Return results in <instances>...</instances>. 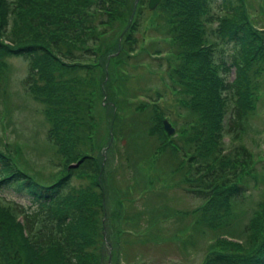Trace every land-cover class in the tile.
<instances>
[{"label":"rangeland","instance_id":"obj_1","mask_svg":"<svg viewBox=\"0 0 264 264\" xmlns=\"http://www.w3.org/2000/svg\"><path fill=\"white\" fill-rule=\"evenodd\" d=\"M238 2L244 3L247 20L264 39V0ZM195 4L194 0H161L150 9L147 0H125L111 25L77 35L78 51L95 40L101 43L99 48L94 46L101 56L96 64L64 60L62 65L45 55L33 62L30 55L0 52V152L18 168L46 182L66 177L78 191L103 192L99 224H94L99 236L93 264H204L216 254L239 262L246 250L264 242V77L255 82L256 99L246 113L244 132L234 138L226 131L223 137L227 153L234 154L230 149L244 145L252 154L254 162L247 169L239 168L237 175L248 191L232 197L231 207L222 198L226 193L208 206L207 197L199 199L189 192L190 186L198 183L189 180L196 170L188 159L192 154L187 151L186 139L197 136L193 133L201 124L191 128L190 121L199 120V115L182 106L177 89L182 84L174 72L188 54L184 52L189 49L188 39L199 36L196 27L207 21L217 2L206 5L209 11L203 8L200 16L190 13ZM217 16L209 28H217L225 12ZM95 17L105 18L100 14ZM135 23L139 25L132 26ZM210 33L208 29L209 42ZM121 46L123 49L115 52ZM223 46H215L219 57ZM199 49L197 46L189 53L199 56L203 52ZM81 56L90 57L86 53ZM216 65L224 76L235 79L234 67ZM32 67L39 74L54 73L71 88L77 85L74 93L78 92L82 107H93V132L78 128L82 121L77 122L76 116L83 113L65 119L64 113L55 112L52 116L58 118L61 129L49 135L54 125L47 114L49 107L37 97L33 86L26 84ZM162 92L165 96L160 99ZM165 118L175 128L174 135L166 132ZM218 118L215 123L211 117L205 120L213 128ZM176 142L181 148H176ZM83 152L94 155L100 176L68 170L70 159L77 161ZM29 200L27 193L5 187L0 191V215L21 219L19 214L31 205ZM93 204L100 206L94 200ZM257 214L261 218H256ZM234 242L243 251L230 249Z\"/></svg>","mask_w":264,"mask_h":264},{"label":"trees","instance_id":"obj_2","mask_svg":"<svg viewBox=\"0 0 264 264\" xmlns=\"http://www.w3.org/2000/svg\"><path fill=\"white\" fill-rule=\"evenodd\" d=\"M85 1L0 0V52L32 55L33 62L45 55L51 62L62 65L65 64L64 60L81 65L86 63L83 60L99 61L101 56L94 46L99 48L101 43L95 40L92 45L80 47L81 51H78L75 49L79 40L77 35L86 30L93 32L99 25H111L113 16L121 5H125V0ZM182 1L187 0H179ZM213 1L217 2L218 11L225 12L224 19L220 20L217 28H209L217 18L213 12L207 21L196 27L199 36L188 39L189 49L184 51H188V54L174 73L182 84L177 88L181 93L182 106L186 105L188 110L199 115V120L190 121L191 128L201 124L193 133L198 135L191 140L186 139L189 143L187 151L192 154L188 159L196 170L190 173L189 180L198 181L195 182L198 185L190 186L189 192L199 199L207 197L208 206L212 200L219 202L222 193H226L222 198L231 207L232 197L248 191L247 185L237 179L238 169H247L254 161L244 145L230 149L234 154L227 153L224 132L238 138L240 132L245 130L243 123L246 113L256 99L253 96L257 87L255 82L264 77V39L247 20V12L244 10L246 6L238 0H194L196 4L190 13L200 16L203 8ZM78 4L85 10L83 13V9L77 7ZM186 13L190 14L189 11ZM98 14L105 18L95 19ZM208 29L211 32L210 42L207 39ZM178 36L176 34V38ZM216 44H225L218 61L235 68L234 80L224 76L216 65ZM197 46L203 51L202 54L191 55L189 50ZM120 48L115 52H120L123 46ZM85 53L90 57L81 56ZM30 74L26 84L28 87L33 86L37 97L49 107L47 114L54 122L49 135H55L56 128L61 129L58 118L52 116L55 112L64 113L62 116L65 119L83 113L82 116H76L77 122L82 121L78 128H85L87 133L93 132V107H82V99L78 92L74 93L77 85L71 88L64 83L67 80L58 79L54 73L39 74L36 67L30 69ZM78 84L82 86V83ZM164 94L162 92L160 96ZM207 117H211L214 123L216 117L220 118L211 128L209 121L205 120ZM57 133L59 141L60 134ZM87 133L86 136L89 135ZM176 148H181L177 142ZM187 151H184L185 155ZM200 155L209 158L201 160ZM63 157L67 160L65 155ZM78 158L74 162L70 159V164L79 163L76 167H68L70 172L84 170L89 174L101 175V168L94 155L83 152ZM17 166L0 152V168L4 169L0 172V191L11 187L20 194L27 193L31 204L21 210L22 221L0 215V264H93L97 259L94 243H97L99 236L98 229L94 230V224H99L103 192L98 193L92 189L78 191L66 177L54 183L43 182L38 175L32 176ZM93 200L100 203V206L94 205ZM0 212L3 210L0 209ZM256 218H261V215L257 214ZM230 246V249L243 251L235 242ZM252 247L244 252L239 262L238 259L231 260L227 255L216 254L204 264H264V242L261 246Z\"/></svg>","mask_w":264,"mask_h":264},{"label":"water","instance_id":"obj_3","mask_svg":"<svg viewBox=\"0 0 264 264\" xmlns=\"http://www.w3.org/2000/svg\"><path fill=\"white\" fill-rule=\"evenodd\" d=\"M159 1L160 0H149L150 7L155 8L158 5ZM164 122H165V127H166L167 131L169 133H173L174 129L172 128L171 124L169 122H167L166 120ZM72 166H77V164L72 165Z\"/></svg>","mask_w":264,"mask_h":264}]
</instances>
